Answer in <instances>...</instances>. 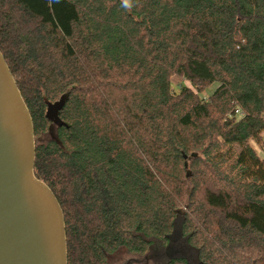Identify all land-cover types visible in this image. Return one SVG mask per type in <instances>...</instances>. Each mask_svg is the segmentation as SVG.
<instances>
[{"label": "trees", "instance_id": "1", "mask_svg": "<svg viewBox=\"0 0 264 264\" xmlns=\"http://www.w3.org/2000/svg\"><path fill=\"white\" fill-rule=\"evenodd\" d=\"M130 5L0 0V50L33 118L35 174L64 212L68 264L161 253L179 220L203 264H264V0ZM174 75L197 92L175 91Z\"/></svg>", "mask_w": 264, "mask_h": 264}, {"label": "water", "instance_id": "2", "mask_svg": "<svg viewBox=\"0 0 264 264\" xmlns=\"http://www.w3.org/2000/svg\"><path fill=\"white\" fill-rule=\"evenodd\" d=\"M35 159L33 118L0 50V264H68L64 212Z\"/></svg>", "mask_w": 264, "mask_h": 264}, {"label": "rangeland", "instance_id": "3", "mask_svg": "<svg viewBox=\"0 0 264 264\" xmlns=\"http://www.w3.org/2000/svg\"><path fill=\"white\" fill-rule=\"evenodd\" d=\"M171 82L175 91H179L183 86H187L197 92V88H195L189 80L178 75H174L171 78ZM219 85L220 84L217 81L212 82L208 87H206L199 93L200 97L207 100L216 91ZM251 145L256 148L259 154H263L260 144L255 141H251ZM180 221L181 220L178 221L179 224L176 229L177 236L172 235L170 237L169 243L167 244L166 248L161 251V253L155 255L145 254L143 256H140L133 255L129 253L125 248H121L110 256L109 264H157L161 259L179 256L187 258L191 262V264H203L199 260L196 250L189 245L187 239L179 236L181 234L179 230Z\"/></svg>", "mask_w": 264, "mask_h": 264}, {"label": "clouds", "instance_id": "4", "mask_svg": "<svg viewBox=\"0 0 264 264\" xmlns=\"http://www.w3.org/2000/svg\"><path fill=\"white\" fill-rule=\"evenodd\" d=\"M123 3L126 7H130V0H123Z\"/></svg>", "mask_w": 264, "mask_h": 264}]
</instances>
